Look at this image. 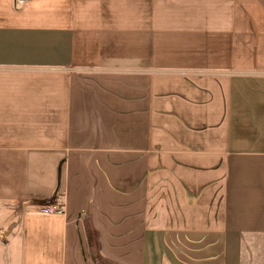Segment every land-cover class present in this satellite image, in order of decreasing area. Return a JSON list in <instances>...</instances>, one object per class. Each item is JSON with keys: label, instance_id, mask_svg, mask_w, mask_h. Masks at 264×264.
Here are the masks:
<instances>
[{"label": "crops", "instance_id": "1", "mask_svg": "<svg viewBox=\"0 0 264 264\" xmlns=\"http://www.w3.org/2000/svg\"><path fill=\"white\" fill-rule=\"evenodd\" d=\"M5 211L0 264H264V0H0Z\"/></svg>", "mask_w": 264, "mask_h": 264}, {"label": "built area", "instance_id": "2", "mask_svg": "<svg viewBox=\"0 0 264 264\" xmlns=\"http://www.w3.org/2000/svg\"><path fill=\"white\" fill-rule=\"evenodd\" d=\"M27 0H16L18 4H23ZM40 211L49 214H64L65 209L63 203L59 202L57 199L53 200L51 204H44L40 207Z\"/></svg>", "mask_w": 264, "mask_h": 264}, {"label": "rangeland", "instance_id": "3", "mask_svg": "<svg viewBox=\"0 0 264 264\" xmlns=\"http://www.w3.org/2000/svg\"><path fill=\"white\" fill-rule=\"evenodd\" d=\"M17 216L14 215L13 213H7V211H5L3 213V215L1 216L0 220H3V224H4V227H7L11 224V222H13L14 219H16Z\"/></svg>", "mask_w": 264, "mask_h": 264}]
</instances>
